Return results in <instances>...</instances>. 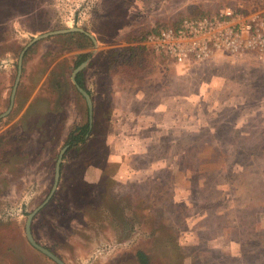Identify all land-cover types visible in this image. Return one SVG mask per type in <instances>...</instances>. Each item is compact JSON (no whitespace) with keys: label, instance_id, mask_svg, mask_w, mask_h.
Wrapping results in <instances>:
<instances>
[{"label":"rangeland","instance_id":"374dc122","mask_svg":"<svg viewBox=\"0 0 264 264\" xmlns=\"http://www.w3.org/2000/svg\"><path fill=\"white\" fill-rule=\"evenodd\" d=\"M229 6L262 20L264 0H0V264H264V55L182 66L137 36ZM193 19V18H186ZM141 43V41H140Z\"/></svg>","mask_w":264,"mask_h":264},{"label":"built area","instance_id":"2783aa9c","mask_svg":"<svg viewBox=\"0 0 264 264\" xmlns=\"http://www.w3.org/2000/svg\"><path fill=\"white\" fill-rule=\"evenodd\" d=\"M156 56L176 65L198 62L218 52L264 55V23L241 17L229 6L193 19H182L176 26L147 30L141 43Z\"/></svg>","mask_w":264,"mask_h":264},{"label":"water","instance_id":"95a60500","mask_svg":"<svg viewBox=\"0 0 264 264\" xmlns=\"http://www.w3.org/2000/svg\"><path fill=\"white\" fill-rule=\"evenodd\" d=\"M70 31H77V32H82L84 34H86L87 36H89L92 39V37L85 33L82 29L77 28V27H69V28H64V29H57V30H52V31H47L41 34H38L36 36H33L28 43L23 47V49L21 50V52L18 55V59H17V66H16V75H15V79H14V83L13 86L11 88V92H10V103L8 105V107L6 108V110L2 113H0V117L4 116L10 109L11 107V102L13 100V94L15 91V87L17 84V81L19 79V73H20V65H21V58H22V54L24 49L30 45L33 41L38 40L40 38L46 37L48 35H53V34H61V33H67ZM86 64V60L80 62L71 72L70 74V80L72 82V84L76 87L77 91L81 94V96L84 98L86 106H87V114H88V126L90 125V121H91V100L89 95L87 94V92L85 90H83L80 86H78L75 81H74V76L75 74L81 70ZM66 146L64 145L58 152L57 158L55 160L54 163V169H53V182L51 185V188L47 194V196L45 197V199L33 210H31V212H29L26 216L25 222H24V235L25 238L27 240V242L36 250H38L39 252H41L42 254H44L46 257H48L49 259H51L52 261H54L56 264H64L56 255H54L52 252H50L48 249H46L43 246H40L39 244H37L30 233V221L31 218L33 217V215L35 214V212L49 199V197L52 195L53 190L55 189L57 180H58V176H59V164L61 161V155L63 154L64 150H65Z\"/></svg>","mask_w":264,"mask_h":264},{"label":"trees","instance_id":"16d2710c","mask_svg":"<svg viewBox=\"0 0 264 264\" xmlns=\"http://www.w3.org/2000/svg\"><path fill=\"white\" fill-rule=\"evenodd\" d=\"M204 15V14H203ZM202 15H198V16H187V17H182L181 19H179L175 24L169 25V26H176L182 19L184 18H197L200 17ZM144 34H140L137 36V41L139 43V47L142 48V50H145L146 52H148L147 48L140 44V41L142 39ZM81 60H83L82 58L78 61H76L77 65ZM74 81L78 86H81L84 89V86L82 84L81 81V77H80V72H78L75 76H74ZM88 133V123L84 122L83 124L74 126L66 135V139H65V145H68L67 148H70L72 146H75L77 143H82L84 142L85 139V135ZM135 258L137 261V264H149L148 261V257L146 256V254L144 252H142L141 250H137L135 252Z\"/></svg>","mask_w":264,"mask_h":264},{"label":"flooded vegetation","instance_id":"af4514ba","mask_svg":"<svg viewBox=\"0 0 264 264\" xmlns=\"http://www.w3.org/2000/svg\"><path fill=\"white\" fill-rule=\"evenodd\" d=\"M70 32H77V31H70ZM79 33H82V32H79ZM82 34H83V33H82ZM82 61H84V60H81L80 62H82ZM80 62H79V63H80ZM79 63H78V64H79ZM78 64H77V65H78ZM77 65H75V67H76ZM75 67H74V68H75ZM74 68H73V69H74ZM78 72H80V70H79ZM78 72H77V73H78ZM77 73H76V74H77ZM76 74H75V75H76ZM73 86H74V85H73ZM80 87H81V86H80ZM74 88H75V90L77 91V89H76V87H75V86H74ZM81 88H82V87H81ZM82 89H83V88H82ZM83 90H85V91H86V89H85V88H84ZM77 92H78V91H77ZM86 92H87V91H86ZM78 93H79V92H78ZM87 94H88V92H87ZM88 95H89V94H88ZM83 99H84V98H83Z\"/></svg>","mask_w":264,"mask_h":264}]
</instances>
